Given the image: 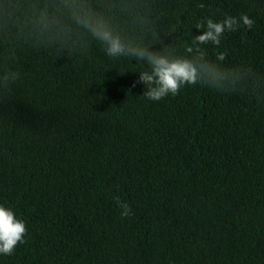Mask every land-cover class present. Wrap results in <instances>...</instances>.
<instances>
[{"label": "trees", "instance_id": "16d2710c", "mask_svg": "<svg viewBox=\"0 0 264 264\" xmlns=\"http://www.w3.org/2000/svg\"><path fill=\"white\" fill-rule=\"evenodd\" d=\"M111 12L130 30L146 15L150 47L177 54L205 16L253 24L201 46L214 83L151 100L143 65L77 35L63 0H0V203L26 226L0 264H264L261 0H115Z\"/></svg>", "mask_w": 264, "mask_h": 264}, {"label": "clouds", "instance_id": "9594fccd", "mask_svg": "<svg viewBox=\"0 0 264 264\" xmlns=\"http://www.w3.org/2000/svg\"><path fill=\"white\" fill-rule=\"evenodd\" d=\"M114 3L115 0H106L105 7H97L90 0H63L67 21L77 35L85 37L88 43L98 44L110 58L126 57L143 65L137 81L143 83L144 95L151 100L175 95L185 84L214 83L218 68L201 46L219 45L225 32L253 24V18L247 13L225 15L222 19L205 16L194 25L202 30L185 44L182 53L177 54L168 44H162L159 49L150 47L159 37L146 15L141 16L140 27L136 30L117 22L111 12ZM261 4L264 5V0ZM197 6L203 7V4ZM112 199L122 217L131 215L126 200H121L119 195H113ZM25 232V221L15 215L10 206L0 203V255L11 254L18 242L23 243Z\"/></svg>", "mask_w": 264, "mask_h": 264}]
</instances>
